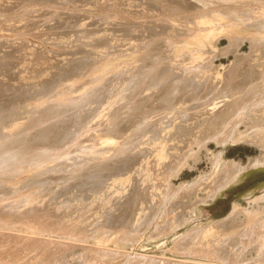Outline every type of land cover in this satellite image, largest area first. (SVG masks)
<instances>
[{
    "label": "rangeland",
    "instance_id": "obj_1",
    "mask_svg": "<svg viewBox=\"0 0 264 264\" xmlns=\"http://www.w3.org/2000/svg\"><path fill=\"white\" fill-rule=\"evenodd\" d=\"M105 1L108 0H2L4 4H0V264L13 259V264H146L149 259L154 260L153 264H264V168L252 176H247V171H236L234 178L223 171L230 163L244 168L250 159L264 156V144L239 139L252 133L244 124H232L240 132L239 138L227 137L216 142L207 137L200 144L192 143L188 135L193 124H186L194 112L206 109L209 103L221 105L222 109L232 99L238 102L258 98L259 93L264 96L261 89L252 95L254 91H249L253 83L264 81V25L244 28L262 20L264 13L254 17L247 12L253 8L250 0H187L192 5L187 22L208 11L219 12L210 9L212 6L223 12L207 19L214 34L205 46H187L201 55V64L196 74L198 86L178 84L184 88L181 90L187 100L181 109L199 106L178 114L183 121L173 124L164 118L168 113L174 114L175 109L161 108L179 92L168 91L159 104L144 102L148 107L141 105L148 95L138 94L147 85L150 90L163 86L165 79L157 83L155 72L165 68L166 60L144 70L139 59L138 79L142 80L121 93L112 90L109 81L115 80L120 89L124 88L128 80L122 65H114L103 75L114 63L104 52L108 49L83 44L118 45L121 34L105 33L106 29L132 22L136 19L132 13L135 11L145 12L135 20L144 27L147 22L166 24L175 14L168 8L172 0H150L155 6L150 12L139 3L120 6L128 11L97 7ZM229 9L241 17L248 13L249 20L228 17L233 15ZM11 22L18 25V32L3 26ZM226 24L237 32L231 36ZM153 37V54H162L166 30L157 28ZM158 42L161 43L156 45ZM140 54L154 58L143 48ZM62 58H66L67 64H54ZM97 61L101 62L96 64ZM252 63L256 64L250 79L253 81L245 80L248 84L234 90L236 94L228 98L229 90L225 89L242 83L240 72ZM234 66L237 69L230 71ZM91 80L95 81L87 91L91 95L67 100L71 93L79 94ZM40 81L50 84L40 87ZM134 92L137 96H133ZM62 94L65 100H59ZM40 96H44V102L37 100ZM127 96L136 99L137 108ZM77 106L80 109L76 110ZM95 117L101 118L99 126L93 125L97 124ZM210 119L199 122V126L203 128ZM38 124H57L50 125L49 131L55 137L65 131L66 144L56 146L55 139L50 144H42V140L15 144L12 137L30 136L40 128ZM88 124L91 131L82 135ZM13 125L18 127L8 129ZM157 125L163 128L153 131ZM58 130L62 131L57 133ZM13 132L18 134L11 136L9 133ZM142 139H153V148L158 152H144L146 145L131 151ZM105 143L109 149L103 154ZM88 144L91 149L102 147V151L81 154V146L89 147ZM185 149L189 152L183 155ZM155 161L162 168H155ZM129 176L131 184H124L123 179ZM156 180L154 186L152 182ZM30 214L38 215V221H73L80 224L83 232L65 236L45 232L41 235L46 246L33 245L27 251L26 241L33 244L31 240L39 238L30 232ZM12 234L27 235L17 239ZM183 241L185 245L181 244Z\"/></svg>",
    "mask_w": 264,
    "mask_h": 264
},
{
    "label": "bare ground",
    "instance_id": "obj_2",
    "mask_svg": "<svg viewBox=\"0 0 264 264\" xmlns=\"http://www.w3.org/2000/svg\"><path fill=\"white\" fill-rule=\"evenodd\" d=\"M250 2H251L250 4L253 5V8H252V10H246L247 12L254 14V17L257 14H263L264 13V10H262L264 8V6H263L264 0H250ZM137 3H139L140 6H143V8L145 10H147V12H150L155 8V6L152 5L153 2L151 3L150 0H127L125 2H122V1L118 2L117 0H115V1L108 0V1H105L102 5H97V7L99 6L98 8H101L102 10H106V11H114L116 9L117 10H119V9L126 10L123 7L121 8L120 6H125V5L134 6ZM0 4H4V2H2V0H0ZM5 4H6L7 8L10 7L8 3H5ZM168 8H170L173 12H175V14L168 19V23H166V24L162 23V22H160V23L147 22V23H145L146 26L144 27V24H141L140 22H136L135 20L137 18H139V16H141V14L144 15L145 12L135 11L132 13L136 14V19H133L132 22L128 21V23H126V24L119 25L120 27L117 29L112 28L113 31L106 29L107 31L105 33H116L118 31L121 34L122 41H119L118 45L115 44L113 46H107V45L102 46L99 43L98 44L97 43L96 44L95 43H83V44L87 45L90 48H92V47L93 48H100L101 47V48H103V50L108 49V50H105L104 52H105L106 56H108V59H112V61L114 63L111 67H109V68L107 67L106 70L103 71V75H105L107 73V70L112 68L114 65H117V66L122 65V70L125 74V78L128 80V83L124 84V88L120 89L118 86V82L115 80L109 81L110 88L114 91L120 90L121 93L123 91L124 92L127 91L128 88H131L132 86H134L135 82L137 85V82H140V80H142V79H138L141 77L139 74V70H140V66L138 63L139 59L144 64V70H146L149 67H152L153 64L157 65L161 61L166 60L165 68L158 73L155 72L156 73L155 79H156L157 83L160 82L162 80V78L165 79L163 86L159 88L160 90L156 86H153L150 90L148 85L145 89H143V87L141 85L142 88H141L140 93H138V94L140 95L141 93H144L143 95L147 94L148 97H146L143 100L141 99L143 102H141L142 104L141 103L140 104L143 105L145 102V103H149V105H150L154 101L159 104L161 97L166 96L168 94V91H170L172 93L179 92V94H180L179 96L169 97L167 100V103L165 105H162V108H161L162 110H163V108L168 107V106H171V108H174L175 109L174 114L168 113L169 116H166L164 119L167 122H172L173 124H179L178 121H180V122L183 121L182 120L183 118L180 117L178 114L184 113L185 111L188 112L190 110L194 111L199 106V105H193V106L184 107L183 109H181V107L186 104L187 100L183 98L184 93L182 90H184V88H182V86H179L178 84L183 85V86L184 85H197V86L199 85L198 78H196V74L199 72V69H200L199 65L201 64V55L199 53L191 51L187 46H189L190 44H199V45L201 44L202 46H205L203 44L206 43L207 41H209L212 38V35L214 34L211 32V30L213 29V26L211 25L212 23L210 21H208L207 19L213 18L214 15H212V14L221 13V12H223V10H217L214 6H212L210 9L216 10L219 12L208 11V12H206V14L195 16L191 21L187 22L189 20L188 12L192 9V5L189 1H187V0H172L171 4L168 6ZM232 10L229 9V11L233 15L228 16V17H230L232 19H243V21L249 20L248 19V13L243 14L242 15L243 17H241L240 15L233 13ZM126 11H128V10H126ZM111 15H112V13L109 14L106 18L110 17ZM21 18H22V16H21ZM16 19H17V17H16ZM25 20H26V18H25ZM27 20H26V22H27ZM262 20L264 21V15H262ZM262 20L257 21V22H251L249 25L247 24V27H244V28H250V27L258 28L259 25H262V24L264 25V22H262ZM17 21L15 23H18ZM7 24L8 25L4 24L3 26H8L9 30H11L12 32H18L20 30L18 25L13 24L12 22L7 23ZM114 27H116V26H114ZM107 28L110 29V27H107ZM136 28H137V30H135ZM157 28H164L166 30L167 38L164 42L165 46L163 45V49H165V51L162 54L155 55V54H153L151 47L154 44L153 40L155 39L153 37V32ZM226 28L231 29L228 24H226ZM229 32H230V35L232 36V32L235 33V32H237V30L231 29V31H229ZM43 41H45V40L43 39ZM65 42H69V40H65ZM160 43L161 42H158V43H156V45H158ZM60 46L63 48V45H60ZM130 46H131V49H129ZM140 48H143V50L146 54H149L154 58L144 57L141 54L139 55ZM195 50H197V48H195ZM186 51H187V53H186ZM117 61H121V63H118ZM66 62H68L66 60V58H62L61 60H56L54 62V64L60 65L62 63L61 65H65V64H67ZM99 62H101V61H97L96 64ZM54 64H52V65H54ZM9 66H11V65L9 64ZM5 68H7V67H5ZM232 68H235V70L237 69V67L234 66V67H231L230 71H232ZM18 69L21 71L22 66H19ZM117 70L119 71V69H117ZM255 70H256V64L255 63H252V64L248 65L246 68H243L240 72L241 76L243 77V79H241L242 83H235V84L228 86V88L225 89V90H229V93L226 96H228V98H230L231 96L236 94L237 88L243 89L244 86H246L248 84V83L247 84L245 83V80H249V82H252L253 80L250 81V79L252 77V74H254ZM53 76H54V72H53ZM94 82L95 81L91 80L88 84H86L83 87L82 90H79V92H80L79 94L71 93L69 95L70 97H67V100L70 102V101L80 99L81 97H83V94L89 95L90 93H88L87 91L91 90L94 87ZM141 82H143V85H144V80ZM145 83H146V81H145ZM49 84L50 83H48L46 81H40V82H38L37 85L40 87H45ZM253 84H255V85H253L249 89V91H254L253 93H251V95L254 94L256 91H259V89L263 90V92H264V81L256 82ZM138 86H139L138 87V91H139L140 85H138ZM158 90H159V95L155 96V93L158 92ZM234 90H236V91H234ZM134 93L136 94V92H134ZM262 94L263 93H259L257 95V97L259 96L258 98H256V97L252 98L251 97V99H246L245 101H238L237 102V99H232V101L229 102L228 104H226L227 106L222 108V109H220L221 105L217 106V105H214L212 103H209L206 106V109L199 111V112H194L193 116H191L186 123V124H193V126L191 127V129L189 131V135H188L189 138H191L193 140L192 143L200 144L205 139H207V137H213L216 142H223L225 139H227V137L239 138L240 132H237V128L234 129L232 124H244L245 127L248 126L252 130V133H251V135L242 136L239 139H242L245 142H253V143H256L258 145L264 144V96H262ZM63 96H64L63 94L60 95L59 100H65L63 98ZM133 96H137V94L133 95ZM43 97L44 96H40V97H38L37 100L38 101L43 100V102H44L45 98H43ZM143 97H145V96H143ZM123 98H125V97H122L121 99H123ZM127 98H128V96H127ZM128 99L130 100V98H128ZM189 100H191V99H189ZM137 101H139V100H137ZM163 101L164 100H161V102H163ZM66 103H67V101H66ZM129 103H131V104L133 103V106H135L136 105L135 104L136 99L131 98ZM58 104H60V103H58ZM144 105L147 106V104H144ZM256 105H263V107L257 108ZM52 106L54 107V105H52ZM78 106H79V104H78ZM247 106H249L251 109L246 110ZM79 107L76 108V110L80 109ZM156 108L154 107L153 109L157 110ZM74 109H75V107H74ZM77 115H79V114H77ZM147 117H150V116L148 115ZM209 117L211 118L210 123L208 121V123L203 128H201V126H199V122L207 121ZM75 119L73 120V122L75 121ZM94 119L97 121L96 122L97 124H93V125L97 126L99 124L98 121L101 120V118L95 117ZM94 119L93 120L91 119V120L94 121ZM150 119H151V117H150ZM155 121L156 120L153 117L151 122L154 123ZM14 124H16V123H14ZM50 125H57V124H49L47 126H40V124H38V126L40 128L37 131H35L32 135H30V136L20 135V136H15L12 138L14 141H16L15 144L20 143V141L22 142V144H26L29 142H32L33 144H35V143H37V141L39 142L41 140H42V144H50L53 142L52 139H55L57 141L55 144L56 146H60V145L62 146L64 144H66V142L68 140L66 137V132L62 131V130H58L57 133H60L61 131H62V133L58 137L52 136L51 133L53 131H49L51 129L49 127ZM183 126H185V124ZM17 127H18V125H13V126H10V128H8V129L14 130ZM57 127H60V125ZM155 128H158L160 131L163 128V126H158V125L154 126L153 131ZM91 129H92L91 125H89V124L86 125L85 127H83L82 135L89 133L91 131ZM7 130H6V132H8ZM73 132L74 131H72V133ZM9 134H11V136H14V135H17L18 133L15 134V132H13V133H9ZM110 136H111V134H110ZM63 138H66V139L63 141ZM108 145L109 144L105 143V145L103 146V154H105L106 151L109 149ZM143 145H146V147H148L147 150H144V152H146V153H148V151H149V153H152V152L157 153L158 152L157 148H153V145H154L153 139H142V140H140L139 144L136 147H134L135 146L134 145L133 148L131 149V151H136V150L142 149L139 147L143 146ZM40 146H42V145H40ZM90 146H91V144L89 145V147H82V146H81V148L79 147L81 149L80 150L81 154L82 153L83 154L100 153L102 151V147H100L98 149H91ZM45 148H47V147H45ZM89 149H91V150H89ZM119 151L121 152V150H119ZM123 151H125V149ZM140 151H142V150H140ZM188 152H189V150L185 149L183 155H185ZM38 156L42 158L43 154L39 151ZM111 164H112V162L110 163V165ZM154 164H155V168H162V165H160L158 161H155ZM165 166H166V168H168L167 164L166 165L164 164V167ZM110 168H111V166H110ZM263 168H264V156H260V157L255 158V159H250L249 165H246L244 168H238V165L230 163V164L226 165V167L223 169V171H226L225 175L230 173L232 178H234L236 171H239V172L240 171H247L246 172L247 176H252L256 171L263 169ZM127 173L128 172H123V175H126ZM120 177L121 176L114 177L111 180H115V179L120 178ZM131 179L132 178L129 176L126 179H123L124 180L123 183L124 184L129 183V185H130ZM136 182H137V180H136ZM84 183L85 182H83V184ZM152 183L155 186L158 183V181L156 180V181H153ZM57 190L64 192L66 189L64 188V189H57ZM68 190L72 191L73 188H68ZM160 192H161V189H160ZM164 193L166 195V193H168V190L164 191ZM154 199L157 200L156 198H154ZM28 214H29V212H28ZM29 217L31 218L30 219L31 220L30 232L33 236H36L39 238H37L36 240H31V241H34L33 244H32V242L27 243L28 241H26L24 248L27 249V251L31 250L33 245H44V246H46V244L42 241L43 239H42V235H41L45 232L46 233H55V234L60 235V236L81 234L83 232L82 228L80 227V224L73 223V221H62L60 224L59 222H53L49 219H45V220L42 219V220L38 221L39 216L35 215V214H30ZM44 218H46V217H44ZM72 224H73V226H72ZM91 224H95V223H91ZM9 227H11V226H9ZM18 227H20V226H18ZM27 229H29V227ZM1 232H2V230H1ZM8 233H10V231ZM15 234H12V235L15 236ZM24 234L20 235V236H24ZM7 235L11 236L10 234H7ZM26 235L24 236L25 238H26ZM1 236H3V235H1ZM29 236L31 237V235H29ZM15 237H17V239L19 238L18 236H15ZM22 239L24 240V238L21 237V240ZM32 239H33V237H32ZM187 241H189V238H187ZM185 243L186 242L183 241V243H181V244L185 245ZM24 248H23V250H24ZM186 248H188V246ZM189 250H191V249H189ZM32 251H35V249ZM139 256H140V254H139ZM132 257H133V255H132ZM143 257H144V255L141 256L142 259H143ZM18 258H23V257H18ZM130 258L131 257H129L128 260H130ZM14 260L15 259H13L10 263H6V262H4V263L5 264H13ZM137 261H139V260H137ZM153 261L154 260L149 259L146 262V264H153L154 263ZM141 262L142 261H140V263ZM20 263H22V262H20Z\"/></svg>",
    "mask_w": 264,
    "mask_h": 264
}]
</instances>
